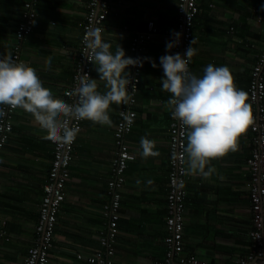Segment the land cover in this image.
<instances>
[{
	"label": "crops",
	"instance_id": "obj_1",
	"mask_svg": "<svg viewBox=\"0 0 264 264\" xmlns=\"http://www.w3.org/2000/svg\"><path fill=\"white\" fill-rule=\"evenodd\" d=\"M25 0H0V58L11 53L17 22ZM179 0H109L102 41L113 53L120 45L131 57L134 35L154 20L157 31L146 40L143 75L137 92L133 129L126 137L133 158L122 186L119 233L115 264H156L165 253L166 194L168 189L170 93L162 90L160 57L177 27ZM89 0H38L34 28L23 43V57L34 68L42 84L55 97L68 100L64 90L73 82L81 55V25ZM195 19L196 50L191 72L202 76L212 64L227 66L235 86L248 94L250 71L264 41V0H198ZM230 25L234 26L232 31ZM256 44L254 48L246 42ZM51 58V65L48 60ZM148 58V59H145ZM152 61L156 67L152 66ZM92 70L98 91L105 82ZM128 72V68L126 69ZM249 103V98L247 100ZM122 104L110 105L112 126L83 120L66 183V198L60 208L51 264H91L85 258L101 248L99 236L107 224L104 204L109 200L108 182L117 144L114 130ZM34 117L17 108L13 131L0 152V264H24L28 248L35 242V223L43 184L53 158V145L44 138ZM155 141L157 157L140 156L141 137ZM251 130L238 138V149L213 159L210 178L191 176L186 182L184 252L197 254L208 264H236L249 247L252 226L247 186V158ZM141 181L137 184L136 181ZM152 180L151 185L147 184ZM77 253L84 257H78Z\"/></svg>",
	"mask_w": 264,
	"mask_h": 264
},
{
	"label": "built area",
	"instance_id": "obj_2",
	"mask_svg": "<svg viewBox=\"0 0 264 264\" xmlns=\"http://www.w3.org/2000/svg\"><path fill=\"white\" fill-rule=\"evenodd\" d=\"M38 0H25L24 10L17 22L11 54L16 62L26 64L23 57V42L31 34L38 14ZM177 27L182 33L179 45L174 47L175 53L183 54L192 39H196L195 18L199 11L198 0H179L177 4ZM110 13L109 0H89L88 12L81 25L80 58L73 76L72 84L64 90L67 103H74L73 90L79 86L82 76L92 78L94 63L87 60L84 39L87 33L93 29H99L102 35L104 22ZM234 29L230 25L229 30ZM157 31L154 20L148 22L145 31L137 33L131 44L132 58L142 59V50L146 40ZM193 46V45H192ZM143 60V59H142ZM189 62V70H191ZM130 84L128 91L131 100L128 104H122L120 118L114 130L117 149L112 159L111 177L108 182L109 200L104 204V213L107 224L99 236L101 248H98L87 256L86 260L91 264H115L114 253L119 233V220L121 216L122 186L125 181V171L129 161L133 158L126 137L133 129L137 111V92L142 80L143 65L128 66ZM248 98L252 110L251 147L247 158L248 191L250 209L252 213V226L249 230L251 245L250 250L237 258L236 264H264V41L257 53L250 71L248 85ZM6 113L0 117V152L4 149L14 126L16 109L6 105H0ZM170 107L169 124V165L168 189L166 194V234L164 236L165 253L156 264H208L197 254L184 252V217L186 211V182L189 175L185 174L184 163L186 147V127L179 120L173 119ZM83 120H72L70 126L82 128ZM79 133V132H78ZM77 136L71 144L53 145V158L48 171V176L43 184V193L38 208V218L35 223V242L28 248L24 258V264H51L50 252L54 246L56 224L58 214L64 199L66 198V183L70 173L69 166L75 154ZM175 153V158H173ZM6 232V221L0 222V234ZM78 257H84L77 253Z\"/></svg>",
	"mask_w": 264,
	"mask_h": 264
},
{
	"label": "clouds",
	"instance_id": "obj_3",
	"mask_svg": "<svg viewBox=\"0 0 264 264\" xmlns=\"http://www.w3.org/2000/svg\"><path fill=\"white\" fill-rule=\"evenodd\" d=\"M171 35L173 39L166 42V53L179 45L182 33L172 30ZM194 43L195 38L183 54L177 52L159 58L163 68L161 82L162 90L171 94L168 105L172 118L187 129V144L183 149L185 174L208 179L215 169L206 166L213 159L238 149V138L252 123V110L247 92L235 86L227 66L209 64L199 77L189 70V62L196 53ZM84 44L87 60L96 65L99 79L105 82V93L98 91L96 79L82 76L72 92L75 101L69 104L42 84L34 68L16 62L8 53L0 58V105L30 113L44 131V138L57 144L74 142L79 128L70 126L72 120L112 126L110 105L128 104L131 100L128 91L131 81L126 69L130 65L142 66L143 60L126 57L120 45L115 53L110 51V43L102 41L100 30L96 28L87 33ZM48 64L51 65V58ZM152 66H157L154 61ZM5 115L0 107V117ZM140 147V156L144 159L160 155L155 150V141L146 136L141 137ZM175 155L173 153V158ZM152 183V180L147 181L148 185Z\"/></svg>",
	"mask_w": 264,
	"mask_h": 264
},
{
	"label": "trees",
	"instance_id": "obj_4",
	"mask_svg": "<svg viewBox=\"0 0 264 264\" xmlns=\"http://www.w3.org/2000/svg\"><path fill=\"white\" fill-rule=\"evenodd\" d=\"M196 19V18H195ZM15 33V32H14ZM24 43V42H23ZM246 46L249 47V48H254L256 46V44L252 43V42H246ZM192 61V60H191ZM250 80V79H249ZM13 131V130H12ZM65 200V199H64ZM64 202V201H63ZM57 226V224H56ZM250 245H251V241L249 242V247H248V250L244 253L246 254L249 250H250ZM242 254V255H244Z\"/></svg>",
	"mask_w": 264,
	"mask_h": 264
}]
</instances>
